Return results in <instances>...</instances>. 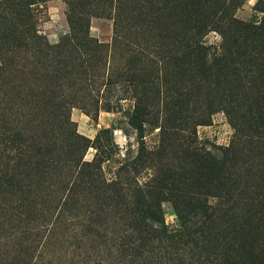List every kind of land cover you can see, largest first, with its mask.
Returning <instances> with one entry per match:
<instances>
[{"label": "rangeland", "instance_id": "obj_1", "mask_svg": "<svg viewBox=\"0 0 264 264\" xmlns=\"http://www.w3.org/2000/svg\"><path fill=\"white\" fill-rule=\"evenodd\" d=\"M32 2L33 38L19 30V24L14 31L16 19L0 3V65L1 56L15 60L12 74L21 76L25 89L22 96L0 90V173L5 164L22 156L16 147L3 142L6 128L25 126L30 121L35 133H41L44 139L55 134V143L63 145L64 150L67 141H78L77 156L100 166L102 182L121 178L130 180L123 181L130 189L145 190L160 206L170 231L182 229L179 212L187 214L184 220L191 228L206 219L196 206L233 207L215 222L222 239L231 237L227 226L232 224V217L243 212L244 204L258 203L262 198L263 147L239 143L232 160L225 164L223 176L227 178L221 177L212 159L221 158L222 148L232 144L237 126L226 112L224 101L214 98L212 86L208 87L197 71L194 56H175L179 54L175 52L178 45L167 48L170 56L157 51L162 46L163 27L168 25L186 42H204L211 61L223 51L221 30H234L236 21L259 23L264 17V0H137L139 5L125 12L114 5L74 12L66 0ZM138 7L144 12L135 18ZM201 21L203 30L199 28ZM82 36L89 37V46L80 41ZM35 41L59 45L68 52L53 51L51 67H46L34 58ZM98 44L102 48L97 52L93 47ZM55 68L61 80L46 86L43 76ZM244 84L239 83L242 92ZM50 93L48 103L40 99ZM138 104L149 112L143 137L130 123ZM177 112L186 118L181 125L176 120ZM200 119L206 122L201 124ZM129 165L132 171L121 176L119 170ZM66 167L68 164L62 169ZM229 178L238 179V183L227 195ZM58 181L49 183L57 188ZM26 182L22 176L20 185ZM18 185L0 194V264H86L89 259H99L88 251L93 235L86 233L87 225L92 223V231L99 228L109 234L127 229L124 208L110 211L93 225L91 210L87 215L83 212L74 216L55 195H45L48 190L32 197ZM125 192L128 205L132 196L127 189ZM178 247L183 264H196L193 242Z\"/></svg>", "mask_w": 264, "mask_h": 264}, {"label": "trees", "instance_id": "obj_2", "mask_svg": "<svg viewBox=\"0 0 264 264\" xmlns=\"http://www.w3.org/2000/svg\"><path fill=\"white\" fill-rule=\"evenodd\" d=\"M66 2L74 12L77 10L87 12L111 5L125 12L130 7L139 5L137 0H66ZM0 3L7 6L11 18L16 19L15 32L19 24L21 26L19 30L23 29V32L30 34L32 38L36 37L30 9V5L34 3L32 0H2ZM143 12V8L138 7L135 18H139ZM79 20L84 26V21ZM203 24L201 21L199 28L202 29ZM234 26V30H221L224 39L223 51L213 56L211 61L207 58L208 46L204 42L200 40L186 42L182 34L178 35L168 25L163 27V40L160 43L162 46L157 51L159 54L167 52L170 56L171 51L167 48L178 45L175 52L179 54L175 56H194L197 71L205 79L208 87L212 86L214 98L224 101L226 112L237 126V135L232 144L222 148V157L214 156L212 160L214 168L216 167L221 177L225 179L227 178L223 176L225 164L232 160L239 143H248L247 145L252 148L263 147L261 153L264 155V17L256 24L236 21ZM241 35L244 36L242 43ZM84 37H80V41L89 46L86 41L89 37ZM34 46V58L46 67H51L54 60L51 57L53 51L68 52V48L50 46L39 41H35ZM101 48L102 46L98 44L93 50L98 52ZM16 65V61L9 56H1L0 90L6 89V94L22 96L25 89L21 86V76L12 74ZM43 79L46 86H49L48 84L53 86L61 80L56 68L50 75L47 74L45 78L43 76ZM238 82L245 83L243 85L245 92H242ZM50 92H53L51 88ZM50 98L52 93L40 99L42 101L45 99L43 102L48 103L47 100ZM8 99L11 100L13 97ZM148 115L149 112L138 104L130 116V123L138 129L142 137L143 123L149 122ZM176 115V120L181 125L186 118L183 114L179 116V112ZM203 122L206 120H199V123ZM24 124L25 126L21 127L6 128L8 134L3 137V142L16 147L25 155L21 153L22 156L16 159L9 156L13 160L5 164L4 171L0 173V194H7L17 183L19 189L23 188L22 192H27L32 197H39L41 192L48 190L45 195H49L50 198H54L55 195V199L64 205L69 214L77 216L84 212V215H87L88 210H91L90 218L93 225L103 221L111 214L110 211L116 212L123 208L122 212L126 211L124 218L129 221L127 229L115 234L101 233L99 228H93L92 231L90 227L92 223L87 225L86 233L93 235L89 238L88 251L95 253L99 259H89L90 262L86 264H183L178 246L186 241L193 242L196 249L193 250L195 252L193 254L197 256L196 264H264V246L260 248L261 244H264V192L258 203L244 204L243 212L232 217V224L227 226L232 232L231 237L222 239L221 233H216L215 225L219 217L229 214L233 209L231 206L228 209L210 207L206 204L196 206L204 212L206 219L200 225L191 228H187V221L184 220L187 214L179 212L182 229L170 231L165 224L160 206L148 198L145 190L140 187L130 189L127 187L128 184H123V181L130 180L121 178L107 184L102 182L100 166L77 156L80 150L78 141L74 139H71L70 143L67 141L68 148L64 150L63 145L55 143V134L44 139L41 133H35V126L30 121ZM67 152V156H61ZM140 155L141 157L145 155L143 150ZM68 159L69 162L59 166ZM72 162L74 169L71 168ZM66 164L68 167L62 169ZM132 169L133 166L129 165L120 169L119 174L123 176ZM22 176L27 182L20 185ZM54 179H59L57 188H53L49 183ZM237 181L238 179L229 178L227 195L233 193ZM126 189L132 196L128 205L125 203ZM49 190L52 193L48 194ZM86 233L84 236H87ZM218 239L219 245L213 246Z\"/></svg>", "mask_w": 264, "mask_h": 264}]
</instances>
